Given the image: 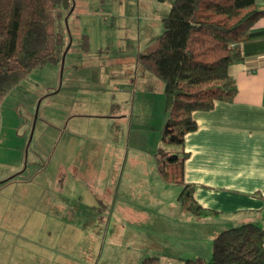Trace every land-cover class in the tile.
I'll list each match as a JSON object with an SVG mask.
<instances>
[{"label": "rangeland", "instance_id": "obj_1", "mask_svg": "<svg viewBox=\"0 0 264 264\" xmlns=\"http://www.w3.org/2000/svg\"><path fill=\"white\" fill-rule=\"evenodd\" d=\"M172 2L76 0L79 28L63 62L33 68L0 96V264H33L42 251L48 264H74L72 246L57 237L55 218L46 228L44 214L63 217L58 230L76 223L100 233L96 251H85L103 261L108 226L163 237L192 213L178 201L179 184L155 177L168 110L163 82L138 58ZM198 223L197 234L213 232L212 218ZM189 238L179 247L191 250Z\"/></svg>", "mask_w": 264, "mask_h": 264}, {"label": "trees", "instance_id": "obj_2", "mask_svg": "<svg viewBox=\"0 0 264 264\" xmlns=\"http://www.w3.org/2000/svg\"><path fill=\"white\" fill-rule=\"evenodd\" d=\"M263 16L264 5L257 0H173L162 32L138 56L164 84L168 116L156 152L158 170L166 182L182 187L178 201L197 217L211 211L184 180L185 135L197 128L195 110L234 99L238 86L229 66L264 50L253 30ZM78 17L76 0H0V96L33 68L61 64L66 47L74 44ZM83 35L78 44L87 50L89 36ZM157 261L149 256L143 264ZM184 264H264V224L249 221L223 229L212 240L209 259L187 258Z\"/></svg>", "mask_w": 264, "mask_h": 264}, {"label": "crops", "instance_id": "obj_3", "mask_svg": "<svg viewBox=\"0 0 264 264\" xmlns=\"http://www.w3.org/2000/svg\"><path fill=\"white\" fill-rule=\"evenodd\" d=\"M257 2L264 5V0ZM253 30L256 34L260 33L255 40L264 44V16L255 22ZM229 71L238 86L234 99L216 101L211 109L195 110L193 117L197 128L186 133L184 142L188 153L183 163L184 180L194 186L196 201L211 213L202 217L193 216L192 213L181 214L182 225L171 226L163 237H148L152 240H147L138 228L127 232L116 228L110 230L108 226L104 230L99 251L100 255L104 254L103 261L89 256V252L85 251H96L95 242L101 238L100 233L90 228L80 229L76 223L67 225L68 222H64L67 225L64 232L61 228L63 217L44 214L46 228L52 226L51 221L55 218L52 228H55L57 237L61 235V241L72 246L71 258L76 260L74 264H143V260L149 256L158 257V264H184L187 258L206 259V253H212V246L207 247L205 241L213 240L219 233L218 229L249 221L264 224V50L231 64ZM155 177H159L164 184H170L162 178L158 165ZM209 218L215 224L213 232L210 231L211 238H208V232L204 237L197 234L192 225H199L198 222ZM106 220L112 225L111 216ZM58 226H61L59 230ZM186 237H190L187 245L191 250L179 247ZM58 238L57 242L61 243ZM79 251L87 253V256L79 258ZM47 262L46 254L42 251L38 261L33 264ZM56 263L62 264L58 259L51 264Z\"/></svg>", "mask_w": 264, "mask_h": 264}, {"label": "water", "instance_id": "obj_4", "mask_svg": "<svg viewBox=\"0 0 264 264\" xmlns=\"http://www.w3.org/2000/svg\"><path fill=\"white\" fill-rule=\"evenodd\" d=\"M69 46H70V43H69V45L66 47V49H65V51H64V53H63V56H62V62H63L64 57H65V55H66V53H67V51H68Z\"/></svg>", "mask_w": 264, "mask_h": 264}]
</instances>
